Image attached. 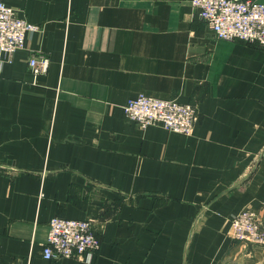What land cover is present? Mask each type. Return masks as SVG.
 Segmentation results:
<instances>
[{
  "label": "crops",
  "instance_id": "0c3cea01",
  "mask_svg": "<svg viewBox=\"0 0 264 264\" xmlns=\"http://www.w3.org/2000/svg\"><path fill=\"white\" fill-rule=\"evenodd\" d=\"M5 1L39 29L0 68V264H264L229 234L245 208L264 226V46L191 0ZM140 93L193 103V130L130 121ZM57 215L99 249L46 259Z\"/></svg>",
  "mask_w": 264,
  "mask_h": 264
},
{
  "label": "built area",
  "instance_id": "2783aa9c",
  "mask_svg": "<svg viewBox=\"0 0 264 264\" xmlns=\"http://www.w3.org/2000/svg\"><path fill=\"white\" fill-rule=\"evenodd\" d=\"M196 12L224 40H243L264 46V1L262 0H191ZM39 26L21 16L16 8L0 0V68L5 59L12 60L16 51L25 48L26 37ZM33 73H45L49 59L33 54L29 59ZM127 118L147 128L159 124L178 133H190L198 120L193 103L162 99L140 93L128 99L124 106ZM234 239L264 246V228L258 211L245 208L232 219L229 228ZM90 219L54 216L43 243V255L48 260L81 257L100 247Z\"/></svg>",
  "mask_w": 264,
  "mask_h": 264
},
{
  "label": "rangeland",
  "instance_id": "374dc122",
  "mask_svg": "<svg viewBox=\"0 0 264 264\" xmlns=\"http://www.w3.org/2000/svg\"><path fill=\"white\" fill-rule=\"evenodd\" d=\"M230 223H231V221H230ZM263 225V224H262ZM230 228V227H229ZM263 228H264V226H263ZM230 234V233H229Z\"/></svg>",
  "mask_w": 264,
  "mask_h": 264
}]
</instances>
